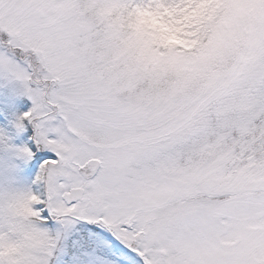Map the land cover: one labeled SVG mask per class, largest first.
<instances>
[{"label": "snow or ice", "instance_id": "snow-or-ice-1", "mask_svg": "<svg viewBox=\"0 0 264 264\" xmlns=\"http://www.w3.org/2000/svg\"><path fill=\"white\" fill-rule=\"evenodd\" d=\"M0 88V264H264V0H0Z\"/></svg>", "mask_w": 264, "mask_h": 264}, {"label": "rangeland", "instance_id": "rangeland-1", "mask_svg": "<svg viewBox=\"0 0 264 264\" xmlns=\"http://www.w3.org/2000/svg\"><path fill=\"white\" fill-rule=\"evenodd\" d=\"M9 102L8 90L0 88V109H3ZM31 106V102L26 97H19L15 100V111L19 114L27 111ZM10 113L0 111V126H5L8 123V116ZM24 137L16 140L20 144ZM11 160L6 154L0 153V188L16 187L23 188L31 184L35 175L30 170L29 165L25 163H18L15 170H11Z\"/></svg>", "mask_w": 264, "mask_h": 264}]
</instances>
